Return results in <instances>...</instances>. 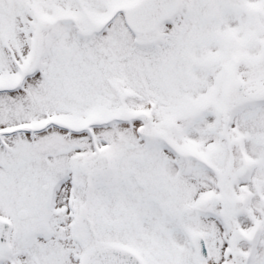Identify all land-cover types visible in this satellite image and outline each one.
Segmentation results:
<instances>
[{
	"label": "snow or ice",
	"instance_id": "snow-or-ice-1",
	"mask_svg": "<svg viewBox=\"0 0 264 264\" xmlns=\"http://www.w3.org/2000/svg\"><path fill=\"white\" fill-rule=\"evenodd\" d=\"M0 264H264V0H0Z\"/></svg>",
	"mask_w": 264,
	"mask_h": 264
}]
</instances>
